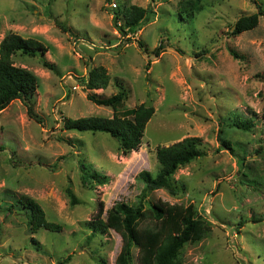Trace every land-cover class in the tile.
<instances>
[{
  "label": "rangeland",
  "instance_id": "1",
  "mask_svg": "<svg viewBox=\"0 0 264 264\" xmlns=\"http://www.w3.org/2000/svg\"><path fill=\"white\" fill-rule=\"evenodd\" d=\"M181 1L0 0V43L16 33L50 48L14 57L38 77L39 89L0 112V264H115L121 236L94 234L88 223L101 202L105 220L114 204L137 206L143 194L145 208L160 199L192 204L210 222L202 241L184 247L181 264H264V13L256 29L231 35L239 18L264 12V0H205L191 15L180 13ZM112 2L148 9L151 19L135 37L121 34ZM101 67L110 85L90 90L89 72ZM121 89L127 96L119 112L155 108L138 150L124 156L109 134L64 129V118H112L111 108L87 95ZM235 116L253 129L233 127ZM189 137L202 140L207 156L177 171L176 195L146 191L139 174H158L157 148ZM86 169L109 183L84 185ZM25 196L61 230L33 233L19 204ZM132 251L131 264H140Z\"/></svg>",
  "mask_w": 264,
  "mask_h": 264
},
{
  "label": "trees",
  "instance_id": "2",
  "mask_svg": "<svg viewBox=\"0 0 264 264\" xmlns=\"http://www.w3.org/2000/svg\"><path fill=\"white\" fill-rule=\"evenodd\" d=\"M204 1L182 0L180 13L191 15L200 12ZM112 12L116 29L121 34L132 37L149 23L152 13L137 5L118 6ZM263 13L260 9L259 13L239 18L231 35L239 36L256 29ZM63 29L65 32L68 31L65 27ZM140 45L143 47L141 42ZM49 49L37 39H26L16 33L5 36L0 43V112L15 100H28L39 89L38 77L30 70L16 66L14 57L18 53L32 58L44 56ZM160 50L161 48H158L155 53L159 55ZM233 54L238 57L236 53ZM42 62L45 68L55 71V66L45 61V58ZM88 78L87 87L90 90H105L110 85V76L103 67L91 69ZM126 96L127 91L124 89L110 97L88 94L87 99L95 105L111 108L114 111L113 117L64 118V129L81 133L109 134L119 141V149L124 156L131 154L142 146L146 127L155 114V108L143 104L119 112ZM30 111L32 109L29 113ZM233 127L247 132L253 129V124L249 120L237 117L233 120ZM220 140L223 149L235 153L231 142L222 140V137ZM206 156L202 140L198 137L185 138L168 147H158L156 150L157 162L160 165L158 174L153 176L148 171H142L139 180L146 185V191L167 190L176 195L179 187L174 181V176L177 171ZM82 181L86 186H104L109 183V177L86 169ZM73 192L71 189L68 190L72 205H76L78 200ZM144 199L145 194L137 206H131L126 202L114 204L107 210L105 220L104 203L101 202L95 218L88 223L89 229L94 234H104L113 230L121 236L122 248L115 264H131L132 249L135 247L138 249L140 264H181L184 247L189 243L202 241L211 232L210 222L201 216L192 204L188 206L170 204L160 199L149 208H145ZM19 204L27 210L30 219L28 223L33 233L40 230L54 232L61 230L60 226L46 219L44 209L34 199L25 196L19 200Z\"/></svg>",
  "mask_w": 264,
  "mask_h": 264
},
{
  "label": "built area",
  "instance_id": "3",
  "mask_svg": "<svg viewBox=\"0 0 264 264\" xmlns=\"http://www.w3.org/2000/svg\"><path fill=\"white\" fill-rule=\"evenodd\" d=\"M110 8L115 10L118 8V5L115 2L110 3Z\"/></svg>",
  "mask_w": 264,
  "mask_h": 264
}]
</instances>
